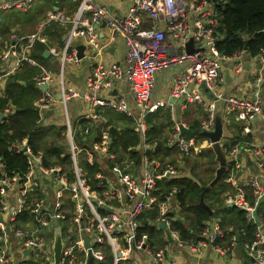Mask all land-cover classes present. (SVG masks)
I'll list each match as a JSON object with an SVG mask.
<instances>
[{
    "label": "built area",
    "instance_id": "2783aa9c",
    "mask_svg": "<svg viewBox=\"0 0 264 264\" xmlns=\"http://www.w3.org/2000/svg\"><path fill=\"white\" fill-rule=\"evenodd\" d=\"M39 1L45 7L34 30L25 35L12 31L0 52L5 64L0 98L4 79L22 63L37 67L31 79L37 88H46L34 107V123L45 130L62 127L63 147L56 156L39 145L34 149L29 136L9 142L8 149L21 154L25 165L9 169L0 159V264H52L54 220L63 241L60 264H88L90 255L89 264H185L181 259L186 254L199 258L209 247L223 257L235 253L237 244L250 264H264V215L257 209L256 223L252 214L264 193V141L247 137L256 119L264 131L261 78L254 79L249 96H225L218 88L222 62H232L238 71L242 56L251 55L245 47L229 55L217 49L220 5L213 0H0V25L8 13L28 12ZM52 23L64 36L60 46L46 33ZM189 40L191 51L186 49ZM35 43L57 59L58 73L30 55ZM81 44L84 55L78 58ZM110 48H121L122 59L108 61ZM82 60L90 63L79 88L68 81L65 70ZM260 60L264 63V50ZM168 68L178 69L169 100L153 101L156 75ZM74 98L79 100L75 117L68 109ZM175 99L180 110L187 104L203 110L197 135L181 132L190 128L179 119ZM218 101L224 103L223 122L233 119L240 130L234 143L219 141L226 159L222 180L228 186L223 201L242 210L253 228L250 237L245 229L238 234L210 215L194 237L182 238L173 226L181 190L176 185L166 189L158 181L179 178L178 166H160L151 158L156 142L147 138V117L163 106L171 123L166 147L189 156L211 147L202 132L213 130ZM13 111V105L4 106L0 124ZM111 113L130 121L137 136L134 146L118 144L119 128L112 131ZM246 160L251 170L240 176ZM146 227L163 232L158 243Z\"/></svg>",
    "mask_w": 264,
    "mask_h": 264
},
{
    "label": "trees",
    "instance_id": "16d2710c",
    "mask_svg": "<svg viewBox=\"0 0 264 264\" xmlns=\"http://www.w3.org/2000/svg\"><path fill=\"white\" fill-rule=\"evenodd\" d=\"M218 3L220 9V25L218 32L221 38L217 41V49L220 53L229 55L239 48H244V40L248 38L246 49L251 55H255L264 50V0H213ZM33 12L34 17H40V7H34L29 10ZM28 13V12H26ZM15 14L8 13L4 21L1 24L0 32H5L12 24L15 23ZM32 15H31V17ZM37 18V19H38ZM14 19V21H13ZM46 33L49 36L61 39L62 32L56 23H52L46 28ZM45 46L40 43H35L30 55L40 63L48 62L49 56L44 57L43 51ZM38 71L37 67L30 66L27 63H22L21 68L9 75L5 82L4 96L0 98V111L6 105H13L14 111L11 115L7 116L0 124V159L3 160L6 167L13 169L14 167L24 168L25 161L21 154L14 153L8 149V144L12 140L20 139L23 136L43 135L48 133L52 135L50 143L45 145L44 150L47 155H58L62 149V144L58 142V137H62V127H50L49 129H43L37 127L34 123L36 118V112L34 110L36 99L38 98L40 91L33 83L31 76ZM111 119L115 118L121 124V129L116 133L118 144L122 148L127 146H134L136 144L137 136L130 128V121L124 116L118 113H111L109 115ZM149 124L147 136L150 139L158 137L161 130L165 126H169L170 121L166 112H162V109H158L157 112L149 114L147 117ZM238 129V127H237ZM248 137V136H247ZM240 138V131H238L237 139ZM46 140V138H44ZM228 138L226 143L229 144ZM34 149L39 148L36 142ZM233 140L231 139V143ZM161 147V144H159ZM167 148V147H166ZM161 150V148H159ZM168 148L164 150L166 154ZM195 151V150H194ZM194 151L187 156V159L193 156ZM200 159L194 163L190 169L189 177L176 178L165 185L166 189L170 185H176L180 188L179 193L180 200V212L179 217L182 220L177 219L173 222V226L179 231L182 238L194 237L195 233L202 227L203 221L210 217L208 210L199 202L200 193L203 186H206L214 177L215 172V155L211 148L206 150L198 149L195 151ZM200 157H204L206 161H202ZM50 162V160H47ZM56 161V160H54ZM202 164L201 169L198 166ZM204 170V171H203ZM208 172L210 175L208 176ZM171 183V184H170ZM216 185H218L216 187ZM213 188H210L204 194V202L213 209L214 214L224 213L225 218L222 219V225H232V228L236 227L233 232L240 234L241 229L247 231V235L250 237L252 224H246L243 218V211L235 207H228L224 204V194L228 191V186L221 179ZM217 208L215 209V205ZM258 213L264 215V203H261L257 207ZM223 215V214H222ZM234 224V225H233ZM150 236L159 241V230L151 227H146Z\"/></svg>",
    "mask_w": 264,
    "mask_h": 264
},
{
    "label": "crops",
    "instance_id": "0c3cea01",
    "mask_svg": "<svg viewBox=\"0 0 264 264\" xmlns=\"http://www.w3.org/2000/svg\"><path fill=\"white\" fill-rule=\"evenodd\" d=\"M39 7L41 10V15H42V12H43L42 10L45 7V4L42 3V5ZM103 31L105 32V30ZM52 39H53V42H57L59 45H61L63 41V34L61 35V39H57L55 37H52ZM122 54H123V51L121 48H115V49L110 48L109 55L106 56V59L108 61H119L122 59ZM55 61L57 62V59L49 55L48 62H45L43 64L44 65L47 64L48 66H50V65H53ZM242 61H243L242 68L238 71L234 70L232 62L230 61L222 62L221 72H220L222 80L219 82L218 88L220 89L222 94L225 96L230 95V94H241V95L249 96L251 94V91L254 89V79H256L257 77H260L261 82L259 85V92H260L261 98L264 101V63H262L260 60V52L255 55L244 54L242 56ZM89 63L90 62L87 60H82L79 65H69V70H67L66 72V77L68 81L74 86L82 88L84 78L86 77L88 70H89ZM4 66L5 64L0 62V70ZM177 72H178V69L168 68L164 70L163 72H160L156 75L155 85H154V89H153L152 96H151V99L153 101H163L164 102L165 100H169L168 91H169V88L171 87L174 75ZM55 73L56 72L53 71V74ZM6 79H4V83H3L4 92H5ZM41 94L42 93L40 91V95ZM38 99L39 98L36 99V103ZM174 106H175L176 113L180 120H182L185 124H187L191 130L198 128L199 121L201 120L204 114L203 110L199 106L195 104H187L184 110H180L181 102L179 99L174 100ZM160 108L162 109V112L167 113V111H165V108L163 106ZM223 109H224L223 101H218L217 110L223 112ZM223 123H224V135L222 139L225 142H226V138L230 139L229 144H228L230 145L239 139V138L237 139L238 131H240L239 129H237V127H239V124L236 123L233 119H229L228 121H224ZM111 124L114 126L113 128H111L114 133L118 131L117 128H119V131H120L121 124L118 120L112 119ZM170 125L171 123L169 124V126L163 127L158 137L150 139L147 136L149 140H151L152 142H156V145L154 146L156 153L153 152L150 154V156L152 159H154L157 162L155 163L156 164L159 163L160 166L166 165L169 162H171L174 166H178V176L179 177L181 178L189 177L190 169L186 170L185 168V164L188 161L187 156L178 154V152L176 151L174 153L171 150H168L166 154L164 153V150L167 149L166 148V138L170 131ZM45 135H50V134L44 133V135L42 136H45ZM247 136L251 138L252 140L264 141V131L262 130L260 126L259 120L256 119L253 121L252 130L250 133L247 134ZM231 139L233 140L232 143H231ZM159 144H161V147H159L160 146ZM159 148H161V150H159ZM204 148H207V147H204ZM204 148L201 150L202 151L206 150ZM195 151L193 155H198V154H195ZM246 165H247L246 169H244L243 173L240 176H244V174L245 175L248 174L249 171L251 170L250 163L247 160H246ZM182 169L184 171H182ZM207 174L209 176L210 172H208ZM214 175H215V172H214ZM172 180L174 179H171L170 181ZM158 181L162 187L164 186V184L167 185V183L170 182L169 179L166 180V179H161V178H159ZM214 205H215L214 208L216 209L218 206L217 204H214ZM211 212L212 214L210 215H213L212 217H215V218L219 217L221 220L220 222L222 223L221 218L223 217L225 218L224 213L214 214L213 209H211ZM177 219L182 220V217L181 218L179 217ZM223 226H229V224L223 225ZM233 228L234 229L236 228L235 225ZM157 234L159 235V238H160L163 232L159 230ZM181 260H183L185 264H195L196 262H198V264H250L245 253L239 255L238 252H235V253H231V254H228L222 257V256L215 254L209 247L204 249L203 253L199 256V258H196V256L194 255L186 254L182 256Z\"/></svg>",
    "mask_w": 264,
    "mask_h": 264
},
{
    "label": "water",
    "instance_id": "95a60500",
    "mask_svg": "<svg viewBox=\"0 0 264 264\" xmlns=\"http://www.w3.org/2000/svg\"><path fill=\"white\" fill-rule=\"evenodd\" d=\"M101 26H104V23L101 24ZM96 28V26H94ZM64 38V36H63ZM248 38L244 40V47L246 48V44L248 42ZM192 41L189 40L187 42L186 49L187 51L192 50ZM85 49L84 45H79L77 46V57L82 58L83 57V51ZM43 56L48 57V51L44 50L43 51ZM203 89L208 93V95L212 96V94L205 88V86H202ZM46 88V84H41L38 86V89L43 91ZM113 94L115 91L112 92ZM59 96V95H57ZM213 97V96H212ZM47 114H50V110L47 111ZM2 115H0V118ZM181 132L190 136L197 135L198 134V129L190 130L188 128L182 127ZM202 134L206 135L210 142H211V149L215 154V160L217 162V167L215 168V175L213 179L208 183V185L203 186L201 193H200V199L199 202L208 210L209 214H212L211 209L209 206L204 202V194L210 189L213 188L223 177L224 172H225V164H226V159L221 151L219 141L224 135V126H223V119H222V113L221 111H216L215 113V123H214V128L211 131L207 132H202ZM264 201V193L263 195L257 200V204L260 205ZM230 207V206H229ZM254 219L256 223H258V217H257V207L254 208L252 212ZM54 232H53V243L51 245L52 252H53V262L52 264H60L61 261V252H62V247H63V241L61 238V232H60V226L58 225V221L54 220ZM163 224H159V228H163ZM169 238V237H168ZM170 239V238H169ZM88 246V243H87ZM91 255L89 256L88 259V264L90 263Z\"/></svg>",
    "mask_w": 264,
    "mask_h": 264
},
{
    "label": "rangeland",
    "instance_id": "374dc122",
    "mask_svg": "<svg viewBox=\"0 0 264 264\" xmlns=\"http://www.w3.org/2000/svg\"><path fill=\"white\" fill-rule=\"evenodd\" d=\"M42 3L41 2H36L34 4V7H37V6H41ZM33 12H29L26 13V12H14V14L16 15L15 16V23L12 24L7 30H5L4 33H2V31L0 32V52L4 49L5 45L8 43V37L10 35V33L12 31H16L17 33L19 34H22V35H25V34H29L31 33L33 30H34V26H35V23L36 21L40 18L38 17H34V15L32 14ZM32 15L33 19L30 18ZM41 16V15H40ZM38 18V19H37ZM13 19V21H14ZM2 26L0 25V28ZM59 45V44H58ZM60 46V45H59ZM71 65V64H69ZM69 65H67L66 67V70H65V73L67 72V70H69ZM46 69L50 70V71H55V72H59V68H58V64L57 62L55 61V63L53 65H50L48 66L47 64L44 65ZM42 95L39 94L38 98H41ZM68 109L71 113V115L73 117H75L77 114H78V111H79V100L77 98H74V99H70L68 101ZM115 119V118H113ZM116 120V119H115ZM44 135V134H43ZM44 138H46V140H44ZM52 138V135H45V136H42V135H35V136H32L31 140H33V142H37V144L41 147H45V145H48L50 143V140ZM58 142L61 143L63 141V135L62 137H58ZM63 147V145H62ZM208 148H211V147H207V148H204V149H208ZM202 159V161H206L207 160L204 158V157H200ZM198 160H200L197 155H193L192 157H190L187 161V163L185 164V168L186 170L188 169H191V167L194 165L195 162H197ZM168 164H172L171 162H169ZM164 166V165H162ZM203 167L202 164H200L198 166L199 169H201ZM215 167H217V163L215 165ZM182 171H184L182 169ZM204 171V170H203ZM218 185H216L217 187ZM50 234V231H48L47 233V236ZM235 252H238V254H244L243 253V249L241 247L240 244H237L236 247H235Z\"/></svg>",
    "mask_w": 264,
    "mask_h": 264
},
{
    "label": "bare ground",
    "instance_id": "6f19581e",
    "mask_svg": "<svg viewBox=\"0 0 264 264\" xmlns=\"http://www.w3.org/2000/svg\"><path fill=\"white\" fill-rule=\"evenodd\" d=\"M8 44H6L5 46L7 47ZM234 229V228H233Z\"/></svg>",
    "mask_w": 264,
    "mask_h": 264
}]
</instances>
